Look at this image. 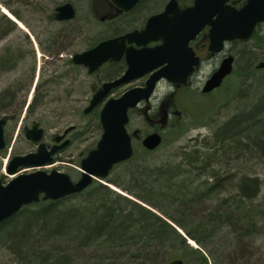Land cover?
Returning a JSON list of instances; mask_svg holds the SVG:
<instances>
[{"label":"trees","instance_id":"1","mask_svg":"<svg viewBox=\"0 0 264 264\" xmlns=\"http://www.w3.org/2000/svg\"><path fill=\"white\" fill-rule=\"evenodd\" d=\"M2 20L9 30L0 22V40L10 31L9 24L16 25L6 14ZM258 30L250 39L234 43L239 45L237 60L245 63L243 76L257 71L251 63L255 52H250L249 42L254 48L264 46V35ZM12 63L6 53L1 54L0 66L13 69L16 64ZM246 89L238 95L237 111L205 143L207 152L195 144L181 150L178 162L147 163V158H139L134 151L130 159L113 167L127 165L125 173L118 179H105L124 194L94 180L78 194L26 205L0 225V248L8 249L16 264H167L176 257L188 263V253L194 254L197 264H247L242 263L247 240L264 231V208L257 201L262 181L249 170L234 169L253 157L264 163V80ZM7 98L13 102L11 89L0 94V114L11 105L1 106ZM201 98L195 108L204 113L208 104ZM41 101L35 95L29 112ZM157 149L144 151L151 154ZM208 167L206 180L200 181ZM206 202L212 207L201 209ZM226 225L231 231L225 230ZM223 232L224 250L210 244L212 236ZM234 239L244 253L229 251ZM216 255L217 260L211 262L209 258Z\"/></svg>","mask_w":264,"mask_h":264},{"label":"rangeland","instance_id":"2","mask_svg":"<svg viewBox=\"0 0 264 264\" xmlns=\"http://www.w3.org/2000/svg\"><path fill=\"white\" fill-rule=\"evenodd\" d=\"M66 2L72 3L77 10L76 18L68 23L55 19V8ZM4 8L11 15L5 13ZM107 8L106 0H0L1 26L9 30L7 23L1 21L2 14H6L16 24H9L10 31L0 40V56L6 53L14 60L12 64H16L13 69H7L6 64L0 66V94L7 89H11V93L14 94L12 103L10 98L1 103V106L4 104L8 106L11 103L9 108L0 114V118L8 116L5 126L7 146L0 151L1 176L11 178L7 164L13 155L36 151L37 143L26 138L24 129L38 123L45 130L43 140L47 143H52L56 134L74 126L75 130L72 131L71 137L73 141L56 155L57 160L55 159L53 163L40 168H28L22 172L58 169L69 173L74 179L79 178L82 157L96 147L103 133L102 126L97 127V121H100L104 101L94 109L96 114L84 116V108L89 104L96 78L90 76L83 66L71 65V61L75 53L84 51L90 45L92 38L103 37L101 34L104 24L101 16ZM258 31L264 35V22L260 24ZM249 45L250 52H255L251 61L257 70L254 75L243 76L242 72L245 70L242 67L245 68L243 65L245 63H242V59L237 60L231 76L213 94H204L199 88V83L195 82L175 92L168 83L161 82L148 102H142L138 107L131 109L127 128L132 135L136 156L147 158V163L178 162L181 150H189L195 144L202 152H207L205 143H209L208 140L214 131L237 111L241 89L244 87L248 89L255 82L264 80V69L256 67L259 61L264 60V46L254 48L250 42ZM238 46L236 43L228 47L237 54ZM141 81L144 79L127 83L114 91L110 97L121 96L127 88L134 87ZM35 95H39L42 101L29 112L28 105ZM200 97L208 104L204 113L195 108L196 104L199 105L201 102L198 100ZM167 106L173 111L171 119L165 115ZM178 109L181 114L175 115L174 112ZM155 128L156 130L160 128L163 144L153 153L146 154L142 140ZM182 130L185 131L182 133ZM260 161L261 159L254 157L248 161L244 159L242 163L239 162L240 168L234 171L249 170L260 178L262 188L257 201L261 202L264 208V163ZM126 166L117 165L107 178L118 179L126 172ZM209 171V167L204 170V174L200 175V181L206 180ZM100 181L122 191L112 183L103 179ZM227 194L228 192L223 193L220 197ZM200 207L207 209L206 207H212V203L206 202ZM179 229L184 233L181 228ZM225 230L231 231V227L226 225ZM234 236L232 234L231 238ZM225 238V232L217 233L216 238L211 237L210 244L214 243L224 250ZM188 242L198 247V244L195 241L190 242L189 238ZM239 247L234 239L229 251L234 252ZM244 250L247 252L238 250L239 255L241 252L244 253L242 263L264 264V231L255 236L254 240H247ZM188 256L191 261L185 262L186 264L198 263L194 254L188 253ZM209 260L214 263L217 255L210 257ZM0 264H16L13 255L4 247L0 248Z\"/></svg>","mask_w":264,"mask_h":264},{"label":"water","instance_id":"3","mask_svg":"<svg viewBox=\"0 0 264 264\" xmlns=\"http://www.w3.org/2000/svg\"><path fill=\"white\" fill-rule=\"evenodd\" d=\"M120 10L132 9L140 0H110ZM228 0H195L193 6L181 11L176 17L178 24L173 33L180 39L181 57L176 62L178 55L168 57L169 50L173 47L169 32L171 26H167V14H159L149 18L145 29L132 31L120 37H114L100 42L90 50L75 53L72 60L75 64L84 65L90 72L97 70L109 59L119 60L126 53L128 68L118 79L103 83L90 99L85 107L86 113L91 112L102 103L113 88L130 83L134 79L142 77L153 69L169 60L168 65L154 72L146 81L145 86H135L126 90L119 97H110L100 111V123L103 129L100 140L95 148L89 151L81 162V176L78 180L64 171L52 169L50 171L37 169L31 172H21L30 167H44L54 162V155L69 144L65 139L74 128L68 127L64 133L54 136L56 143L49 145L43 138L45 130L38 123L25 128L27 139L38 143L37 150L26 154L14 155L7 165V171L16 175L9 182L4 183L0 177V225L17 214L24 206L44 200H60L71 195L78 194L90 186L94 179L107 178L114 165L124 162L133 156L134 148L132 135L127 124L130 120L129 110L138 106L142 101H149L152 97L158 81L167 78L173 82H186L192 65L197 60L189 61L187 49L188 42L210 24V49L222 51L225 43L235 39H249L256 26L264 22V0H246L240 7L227 5ZM178 11L175 2H170L165 12ZM164 12V13H165ZM75 6L66 2L55 8V18L58 21H68L76 17ZM161 24V25H160ZM163 27L162 31H158ZM161 37L164 43L156 48H148L145 45L152 39ZM126 41L144 45L140 49L126 46ZM183 48V49H182ZM186 54L184 56V53ZM156 55H162L161 61H154ZM257 68H264V60L257 63ZM234 68V56L226 57L218 70L206 81L204 92H210L221 86L224 78L232 73ZM8 117L0 118V151L6 148L5 126ZM163 140L159 131L148 133L142 140V144L148 150H154L161 145ZM168 264H185L183 259L176 258Z\"/></svg>","mask_w":264,"mask_h":264},{"label":"flooded vegetation","instance_id":"4","mask_svg":"<svg viewBox=\"0 0 264 264\" xmlns=\"http://www.w3.org/2000/svg\"><path fill=\"white\" fill-rule=\"evenodd\" d=\"M172 1L175 2V8H177L178 11L173 10V11L165 12L167 6ZM245 2H246V0H228L226 2V4L230 5L232 7L240 8ZM194 3H195V0H140L132 9H130L128 11H122L119 9V7L117 5L112 3L110 0H106V7H108V8L105 10L104 15L101 16V21L104 24V27L102 29V34H101V35H103V37L101 39L92 38L90 45L84 51L92 49L93 47H95L96 45H98L102 41H105V40H108V39H111L114 37H120V36H123L127 33L135 31V30L141 31V30L145 29L149 18H151L152 16L159 15V14H167V20H169L167 23V26H171V31L169 32V35H170V41L173 45V47L169 50L168 57L170 58V57H173L175 55H178V57L176 59V62H178V61H180V57H181V55H180L181 54L180 39L178 37H176V34L173 33V30L176 29V26L178 24L176 17L180 16L182 10H185L186 8L193 6ZM259 26L257 25L255 31L257 29H259ZM210 29H211V25L206 24L201 29V31L199 33H197L188 42L187 49L189 48L188 50H190L191 54L189 53L187 55L188 58H185V59H188L191 62H192V60H197V63L192 65L191 72L187 76L186 82H173V81L168 80L167 78H161L158 81V86L161 82L168 83L169 86H171L175 92L177 89H180V88L184 89L187 86H189L195 82V83H199V85H200L199 88H201V91L207 95L213 94V92H215L216 90H218L220 87L223 86V84L225 83L227 78L229 76H231L233 71L230 75H228L224 78L220 87H217L210 92H204L202 90V86L214 74V72H216L218 70L222 61L226 57L233 55L234 56V66H235V63L237 61V54L234 53L232 48L230 49L228 47L229 45H233L235 43V41L226 42L225 47L222 51H218V52L213 51L210 49V41H211L210 35H209ZM162 30H163V27L161 29H159L158 31H162ZM95 37H98V36H95ZM163 43H164V40L161 37H158L156 39L150 40L145 46L152 49V48H156V47L161 46ZM126 46L127 47L133 46L136 49H140V48L144 47V45H138L135 42L130 43L128 41H126ZM184 51L185 50H183V53H184ZM185 55L186 54L184 53V56ZM162 59H163L162 55H156L154 61H161ZM168 63H169V60H166V61H164L163 64L159 65L158 67L153 69L148 74H146L142 77H139L137 79H134L133 81H138V79H140V78L144 79V81H141L140 83H136L134 85V87L135 86H140V87L145 86L148 78L154 72L158 71L163 66L168 65ZM81 66H83L87 70V73L90 76H93V78L94 77L96 78V83H95L96 85H94L92 87V96L98 89H100L102 87L103 83L114 81V80L120 78L126 72V70L128 68L126 53H123L122 57L119 60L109 59L108 61L104 62L94 72H90L89 68L84 66V65H81ZM207 67H211V68L208 69ZM122 86H124V85L113 88L112 91L110 92L109 96L106 97V99L109 98L110 95L114 93V91H116L118 88H120ZM128 89L129 88H127L126 90H128ZM157 89H158V87H157ZM92 96H91V98H92ZM89 102H90V100H89ZM166 112H167L165 114V115H167L166 117L168 118V116H169V119H171L170 116H173L172 115L173 111H171L168 106H167ZM174 114L180 115L181 114L180 110L179 109L175 110ZM74 128L67 134L65 139H62L58 144L62 143L66 139H68L70 141L69 144L72 143L73 140L71 139V137H72V131L75 130ZM156 129L157 128H155V130ZM63 133H64V131H63ZM60 134H62V133H60ZM54 143H56V141L54 140V137H53V142L48 143V144L53 145ZM69 144L67 146H69ZM60 152H61V150L58 151V153H60ZM88 153L86 155H88ZM85 156H83L82 159ZM0 177L3 179L4 183L9 182L12 179V176H11V178H8V177H3L0 175Z\"/></svg>","mask_w":264,"mask_h":264},{"label":"bare ground","instance_id":"5","mask_svg":"<svg viewBox=\"0 0 264 264\" xmlns=\"http://www.w3.org/2000/svg\"><path fill=\"white\" fill-rule=\"evenodd\" d=\"M3 11L5 12V13H7V14H10L5 8L3 9ZM11 15V14H10ZM261 69H264V68H261ZM191 240V242H193L194 243V241L192 240V239H190Z\"/></svg>","mask_w":264,"mask_h":264}]
</instances>
